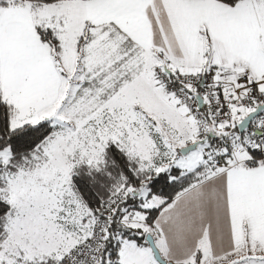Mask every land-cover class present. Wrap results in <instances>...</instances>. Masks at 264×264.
Listing matches in <instances>:
<instances>
[{"label": "snow or ice", "instance_id": "obj_1", "mask_svg": "<svg viewBox=\"0 0 264 264\" xmlns=\"http://www.w3.org/2000/svg\"><path fill=\"white\" fill-rule=\"evenodd\" d=\"M0 264H264V0H0Z\"/></svg>", "mask_w": 264, "mask_h": 264}]
</instances>
